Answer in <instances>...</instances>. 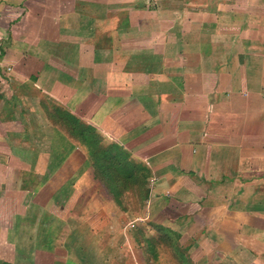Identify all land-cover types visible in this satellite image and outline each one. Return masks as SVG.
<instances>
[{
	"label": "crops",
	"instance_id": "0c3cea01",
	"mask_svg": "<svg viewBox=\"0 0 264 264\" xmlns=\"http://www.w3.org/2000/svg\"><path fill=\"white\" fill-rule=\"evenodd\" d=\"M49 101L144 167L140 212ZM149 223L264 264V0H0V264H140Z\"/></svg>",
	"mask_w": 264,
	"mask_h": 264
},
{
	"label": "trees",
	"instance_id": "16d2710c",
	"mask_svg": "<svg viewBox=\"0 0 264 264\" xmlns=\"http://www.w3.org/2000/svg\"><path fill=\"white\" fill-rule=\"evenodd\" d=\"M51 103V106L49 103L47 106L51 118L63 130L66 129L65 131L71 137L73 136L86 146L97 167V176L101 177L109 192L113 195L114 200L119 203V206H123L124 195L129 191H136L137 185L135 184L136 186L130 187L127 184L126 187L119 188V178L126 179L129 183L136 182V171H142L144 178L147 180V171L142 166L137 167V165L130 160V155L123 148L115 144H104L93 127L87 126L70 112L53 102ZM63 126L65 128H63ZM142 191H144L145 194V196L141 198L143 202V200L148 198L149 190L148 188H146V190L144 188ZM132 228L134 229L137 244L139 245L141 242L147 243L150 245L155 256H157L156 250L159 249L158 243H169L172 247L175 246V248L182 246L179 241L180 236L165 227H157L149 223L147 227L144 228H140L139 226H134ZM149 229L154 233L152 234L150 231L151 235H149ZM186 252L187 250L185 249L184 253L188 258L189 255L188 252ZM188 262L189 264H193L190 258Z\"/></svg>",
	"mask_w": 264,
	"mask_h": 264
},
{
	"label": "rangeland",
	"instance_id": "374dc122",
	"mask_svg": "<svg viewBox=\"0 0 264 264\" xmlns=\"http://www.w3.org/2000/svg\"><path fill=\"white\" fill-rule=\"evenodd\" d=\"M49 105L51 106L52 103L49 102ZM116 172V171H114ZM146 181V182H145ZM119 188H124L127 186V184L131 187L136 186L137 189L127 192L124 195L123 201L126 206L129 207V209H132V214L135 212L141 211V202H142V196H145L144 191L142 189L150 187L149 182L147 184L146 178H144L142 171H136V182L129 183L128 180L119 178ZM136 184V185H135ZM147 200V199H145ZM150 200V199H149ZM151 204L150 201H145L146 209H143L144 214H148V207ZM102 221L105 220L104 216L101 218ZM149 229V235H151ZM137 249V258L139 260L140 264H189L187 256L184 253L183 246H179V248H175L171 246L169 243H158V248L156 250L157 256L154 255L153 250L151 249L150 245L147 243H140L138 246H136ZM112 249V256L115 258H119L118 260L121 261L124 258L122 257L123 254L118 251V247L115 245V243L111 247ZM187 253V252H186ZM136 263V261H135Z\"/></svg>",
	"mask_w": 264,
	"mask_h": 264
},
{
	"label": "built area",
	"instance_id": "2783aa9c",
	"mask_svg": "<svg viewBox=\"0 0 264 264\" xmlns=\"http://www.w3.org/2000/svg\"><path fill=\"white\" fill-rule=\"evenodd\" d=\"M155 181H156V179H155V178H154V179H152V180H151V185H152V184H154V183H155Z\"/></svg>",
	"mask_w": 264,
	"mask_h": 264
}]
</instances>
